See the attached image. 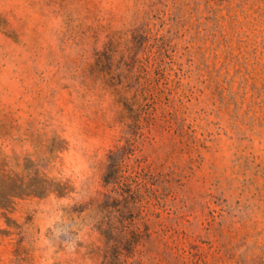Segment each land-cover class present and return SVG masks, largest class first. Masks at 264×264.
<instances>
[{
    "label": "rangeland",
    "instance_id": "1",
    "mask_svg": "<svg viewBox=\"0 0 264 264\" xmlns=\"http://www.w3.org/2000/svg\"><path fill=\"white\" fill-rule=\"evenodd\" d=\"M0 264H264V0H0Z\"/></svg>",
    "mask_w": 264,
    "mask_h": 264
},
{
    "label": "trees",
    "instance_id": "2",
    "mask_svg": "<svg viewBox=\"0 0 264 264\" xmlns=\"http://www.w3.org/2000/svg\"><path fill=\"white\" fill-rule=\"evenodd\" d=\"M108 160L109 162L106 165L103 181L105 184H111L115 190L118 188L122 189L126 184L123 182L122 176L119 174L120 166L116 153L112 152L109 154ZM105 196L106 200H110L112 198L109 194H105Z\"/></svg>",
    "mask_w": 264,
    "mask_h": 264
}]
</instances>
